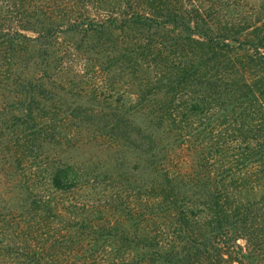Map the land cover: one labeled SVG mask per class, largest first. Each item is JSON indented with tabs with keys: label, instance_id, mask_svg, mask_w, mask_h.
Segmentation results:
<instances>
[{
	"label": "trees",
	"instance_id": "obj_1",
	"mask_svg": "<svg viewBox=\"0 0 264 264\" xmlns=\"http://www.w3.org/2000/svg\"><path fill=\"white\" fill-rule=\"evenodd\" d=\"M0 186V264H264V0H0Z\"/></svg>",
	"mask_w": 264,
	"mask_h": 264
},
{
	"label": "rangeland",
	"instance_id": "obj_2",
	"mask_svg": "<svg viewBox=\"0 0 264 264\" xmlns=\"http://www.w3.org/2000/svg\"><path fill=\"white\" fill-rule=\"evenodd\" d=\"M250 1L255 2L257 0H250ZM81 158H83V155H81ZM0 188L4 189L2 186H0Z\"/></svg>",
	"mask_w": 264,
	"mask_h": 264
}]
</instances>
